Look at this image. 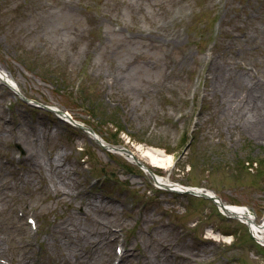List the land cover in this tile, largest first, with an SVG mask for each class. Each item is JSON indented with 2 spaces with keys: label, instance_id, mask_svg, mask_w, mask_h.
Listing matches in <instances>:
<instances>
[{
  "label": "rangeland",
  "instance_id": "1",
  "mask_svg": "<svg viewBox=\"0 0 264 264\" xmlns=\"http://www.w3.org/2000/svg\"><path fill=\"white\" fill-rule=\"evenodd\" d=\"M0 69L19 92L0 83V264H117V247L136 251L120 264H264L247 225L156 187L39 106L107 145L162 149L172 163L156 174L247 207L259 224L264 136L242 118L246 92L264 87V0H0ZM57 152L67 178L27 158Z\"/></svg>",
  "mask_w": 264,
  "mask_h": 264
},
{
  "label": "bare ground",
  "instance_id": "2",
  "mask_svg": "<svg viewBox=\"0 0 264 264\" xmlns=\"http://www.w3.org/2000/svg\"><path fill=\"white\" fill-rule=\"evenodd\" d=\"M0 82L4 85H7L14 92L16 93L18 92L17 86L9 78L8 75H5V72L1 69H0ZM246 94L247 96L245 99L247 103L246 102L245 103L252 104V109H248V113L246 117L242 118L244 119L243 127L247 128L248 130H254L257 136L263 137L264 136V98H263L264 87H262L261 85L253 86L250 90L246 92ZM242 101L243 100H241V103ZM232 105L234 108H236L239 105L238 97H236L232 101ZM54 112L62 116V112L58 108H55ZM63 118L67 119L65 115L63 116ZM87 134L89 135L91 139L97 141L98 143H101V147H103L105 150L111 153L121 155L126 160H128L130 163L138 166L141 171H143L146 175H148L151 178L152 182L158 188L166 189L169 191H174L177 193H184V194L187 193V194H190L196 197H203L205 199L206 198L210 199V197L211 198L214 197L213 196L214 193L207 189L199 188L196 186H183L179 183H172L171 177L167 179L161 175L156 174L151 169L152 167L168 168L171 166V163H172L171 156L166 154V152H164L162 149L149 147V146L145 147L141 144H136L134 145V150L131 151L129 149H125L123 146L113 147V146L107 145L96 134L93 135L88 132ZM25 144H27L26 141H25ZM27 158L30 161H32L37 168L45 169L47 167L48 170L50 171L49 173L54 174L57 178L59 177L67 178L68 177L67 170L64 168V165L62 164V162H60L61 154L58 152L55 154L54 157H50L49 159H47L48 160L47 162L40 160L38 157L35 158L34 153L28 154ZM48 180L51 184H49L50 186L49 185L46 186L45 189H49V187L50 188L52 187L55 191H57L56 188L54 187V185L56 184L55 182L52 181V178L50 177V175H48ZM63 184L65 188L68 186V184L64 181H63ZM87 205L88 207H90L89 209L91 210L92 208L95 209L97 206V204H95L94 202H87ZM216 206L219 208V206H221V202L216 203ZM227 209H229V211L231 212L221 211V215L228 216V214L235 213V216L238 217L237 219L241 223H244L248 226V229L250 230V232H252L253 236H255V238L258 241L264 243V218L260 221L259 224H257L255 222L254 216L251 215V211L247 207L238 206V205H234V206L229 205ZM69 226L62 227V233L66 236L67 239L70 240L72 236L77 237L75 232L72 235V231H76L77 229L76 228L71 229L69 228ZM107 232H108L107 236H109V241H112V242L114 241L116 243L119 241V238H120L119 232H114L111 230V228ZM81 235L82 234H80V238L85 237V236L81 237ZM208 235H209L208 238L217 240L219 237V239H221L224 242H228V238H229L227 236H223L219 232L217 233L214 231H209ZM115 251L117 250L115 249ZM135 253H136L135 250H130L128 247H123L121 256H120V262L123 260H127V259L131 260ZM75 257H77L76 254H75ZM178 257L185 259L183 255H178Z\"/></svg>",
  "mask_w": 264,
  "mask_h": 264
},
{
  "label": "water",
  "instance_id": "3",
  "mask_svg": "<svg viewBox=\"0 0 264 264\" xmlns=\"http://www.w3.org/2000/svg\"><path fill=\"white\" fill-rule=\"evenodd\" d=\"M44 108L49 110V108H48V107H44ZM88 132H90V133H92V134H93V131H92V130H88ZM210 199H213V198H211V197H210Z\"/></svg>",
  "mask_w": 264,
  "mask_h": 264
},
{
  "label": "trees",
  "instance_id": "4",
  "mask_svg": "<svg viewBox=\"0 0 264 264\" xmlns=\"http://www.w3.org/2000/svg\"><path fill=\"white\" fill-rule=\"evenodd\" d=\"M116 129H117V127H116Z\"/></svg>",
  "mask_w": 264,
  "mask_h": 264
}]
</instances>
